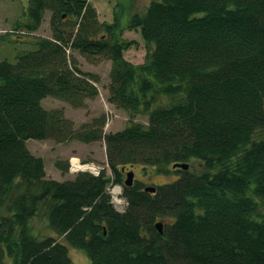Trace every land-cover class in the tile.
<instances>
[{"label": "trees", "instance_id": "16d2710c", "mask_svg": "<svg viewBox=\"0 0 264 264\" xmlns=\"http://www.w3.org/2000/svg\"><path fill=\"white\" fill-rule=\"evenodd\" d=\"M123 10L107 23L88 0H29L15 27L32 34L52 13L51 37L0 61V264H74L71 247L90 264H264V0H153L127 23ZM127 30L141 34L142 64L125 57L136 44ZM75 53L111 63L106 91L129 115L123 131L105 133L104 115L77 129L44 106L50 97L84 109L99 96ZM28 140L104 141L112 177L48 179ZM194 159L200 173L176 169L155 193L124 185L123 168L167 173Z\"/></svg>", "mask_w": 264, "mask_h": 264}, {"label": "rangeland", "instance_id": "374dc122", "mask_svg": "<svg viewBox=\"0 0 264 264\" xmlns=\"http://www.w3.org/2000/svg\"><path fill=\"white\" fill-rule=\"evenodd\" d=\"M88 1L98 11L101 22L112 23L116 11L124 8L123 22L127 23L131 15L137 12L143 13L153 0H127L124 2L121 0ZM130 3L133 4L132 8H130ZM28 4L29 0H0V61L16 62L17 55L22 51L36 49V45L32 39L36 40L39 37L49 38L52 35V13L49 11L45 13L43 23L36 32L30 34L25 29L15 28L19 21L21 22V20L25 19ZM5 37L6 39H3ZM123 38L127 41H136L135 45L125 51L126 59L134 64H142L145 60L146 50L140 32L127 30L124 32ZM75 58H77L78 65L82 71L99 77V82L96 84L100 93L99 96L95 100L87 102V107L84 109H74L50 97L45 99L44 106L47 109H63L66 117L75 123V128L77 129L104 115L107 121L105 133L110 134L123 131L130 124L129 115L126 111L118 109L108 102L106 91V86L110 83L111 63L109 61H102L98 64H93L79 53H75ZM134 121L147 125L148 117L137 116ZM255 139H264V131L259 132L255 136ZM27 146L34 155L44 159L48 179L60 182L74 179L76 175L70 173V170L66 174H62L56 167V162L59 160L64 161V163L69 164L70 168L72 161L75 159L81 163L94 164L100 167L101 171L106 169L108 177H112L107 167L104 141L90 144L77 141L59 144L53 140H28ZM173 166H170L167 173L158 172L154 166L143 165L128 167L126 168V172L128 173V170L134 172L138 183L144 185L146 191L147 187H156L180 178L181 172L174 169ZM191 166L190 170L193 172L200 173L203 170L202 162L198 159H194L191 162ZM124 180H126V177ZM120 193L119 188L114 190V195L119 196ZM69 255L74 264H90V260L84 251L71 247Z\"/></svg>", "mask_w": 264, "mask_h": 264}, {"label": "water", "instance_id": "95a60500", "mask_svg": "<svg viewBox=\"0 0 264 264\" xmlns=\"http://www.w3.org/2000/svg\"><path fill=\"white\" fill-rule=\"evenodd\" d=\"M174 169H179V170H185V171H188L190 166L189 164H175L173 166ZM134 173L133 172H129L127 174V179L125 181V185L128 186V187H131L133 186V183H134ZM146 192H149V193H155L156 192V187H147L146 189ZM156 228L162 233L163 232V224L162 223H158L156 225Z\"/></svg>", "mask_w": 264, "mask_h": 264}, {"label": "built area", "instance_id": "2783aa9c", "mask_svg": "<svg viewBox=\"0 0 264 264\" xmlns=\"http://www.w3.org/2000/svg\"><path fill=\"white\" fill-rule=\"evenodd\" d=\"M71 171L73 173H78L80 171H90L92 174L98 176L100 173V169L93 165H82L78 162H74L71 167Z\"/></svg>", "mask_w": 264, "mask_h": 264}, {"label": "flooded vegetation", "instance_id": "af4514ba", "mask_svg": "<svg viewBox=\"0 0 264 264\" xmlns=\"http://www.w3.org/2000/svg\"><path fill=\"white\" fill-rule=\"evenodd\" d=\"M124 176H125V174H124ZM126 177V176H125ZM124 177V178H125ZM138 182V180L136 179V177H134V183L133 184H135V183H137Z\"/></svg>", "mask_w": 264, "mask_h": 264}, {"label": "bare ground", "instance_id": "6f19581e", "mask_svg": "<svg viewBox=\"0 0 264 264\" xmlns=\"http://www.w3.org/2000/svg\"><path fill=\"white\" fill-rule=\"evenodd\" d=\"M74 161H75V162H78V160H77V159H75Z\"/></svg>", "mask_w": 264, "mask_h": 264}]
</instances>
